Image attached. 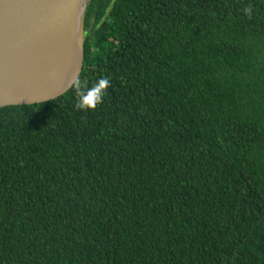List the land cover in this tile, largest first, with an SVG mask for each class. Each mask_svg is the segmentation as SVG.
I'll use <instances>...</instances> for the list:
<instances>
[{
  "label": "trees",
  "instance_id": "obj_1",
  "mask_svg": "<svg viewBox=\"0 0 264 264\" xmlns=\"http://www.w3.org/2000/svg\"><path fill=\"white\" fill-rule=\"evenodd\" d=\"M83 3L111 86L0 108V264H264V0Z\"/></svg>",
  "mask_w": 264,
  "mask_h": 264
},
{
  "label": "water",
  "instance_id": "obj_2",
  "mask_svg": "<svg viewBox=\"0 0 264 264\" xmlns=\"http://www.w3.org/2000/svg\"><path fill=\"white\" fill-rule=\"evenodd\" d=\"M84 0H0V108L54 100L83 66Z\"/></svg>",
  "mask_w": 264,
  "mask_h": 264
},
{
  "label": "clouds",
  "instance_id": "obj_3",
  "mask_svg": "<svg viewBox=\"0 0 264 264\" xmlns=\"http://www.w3.org/2000/svg\"><path fill=\"white\" fill-rule=\"evenodd\" d=\"M245 13H250V9H244ZM111 86L108 77H102L95 82L90 89L83 94L87 89V84L82 82L79 75L74 76L69 82V89L72 90L73 96L76 98L74 107L78 111H95L107 95V89ZM102 90H104L102 92Z\"/></svg>",
  "mask_w": 264,
  "mask_h": 264
}]
</instances>
